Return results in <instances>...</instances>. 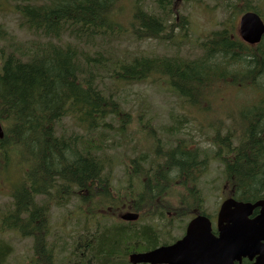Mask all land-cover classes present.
I'll list each match as a JSON object with an SVG mask.
<instances>
[{
  "label": "trees",
  "instance_id": "obj_1",
  "mask_svg": "<svg viewBox=\"0 0 264 264\" xmlns=\"http://www.w3.org/2000/svg\"><path fill=\"white\" fill-rule=\"evenodd\" d=\"M51 1L56 4L51 8L27 6L22 10L28 22L44 27L47 35L59 34L64 27L82 41L93 36L90 29L101 32L110 27L105 22L109 0ZM228 9L224 26L199 44L200 52L194 58L142 55L130 61L118 60L111 70V79L129 83L164 74L170 77L176 92L192 98L200 90L206 91L212 82L231 80L243 88L252 85L257 89L264 74V37L260 44L249 45L241 40L234 25L236 14L256 9L248 7L246 0L242 6L235 0H227L225 10ZM161 10L164 13L145 14L144 22H138L136 35L168 42L173 41L177 27H187V19L167 22L166 18L172 14L169 0ZM74 19L87 25L79 27ZM100 66L98 57L83 55L80 48L67 45L66 49L51 46L46 54L31 55L27 60L9 54L0 68V118L7 123L5 135L0 138V160L5 161L2 166L5 167L12 154H19L25 166L24 177L9 189L13 206L0 211V233L18 225L26 227L22 231L34 235L40 244L37 260L42 264H131L132 252L174 240L146 221L152 217L151 213L165 208L163 204L157 205L153 196L161 190L159 183L151 190L148 188L151 195L142 196L141 205H135L126 195L116 196L112 190L113 169L101 156L100 144L106 147L104 138L97 142L92 135L99 133L109 117L118 119L122 133L130 121L118 111L122 106L119 99L108 98L97 86ZM258 115L252 118L255 121L246 118L250 140L240 139L239 146L233 145L230 134L221 138L222 128H216L219 147L222 144L228 153L235 155L225 161L234 194L242 199L264 197V117L260 112ZM68 116L87 133L67 134L61 120ZM193 159L179 147L170 156L182 173L189 172ZM166 168L169 169L167 165ZM10 178L3 175L7 188ZM109 204L130 206V210L140 211L142 217L137 222H108L104 220L108 213L102 208ZM53 206L71 207L58 226L53 225ZM24 214L26 217L22 218ZM54 232L58 233L57 238H53ZM61 237L62 244L58 243ZM4 242L0 238V264H5L8 254Z\"/></svg>",
  "mask_w": 264,
  "mask_h": 264
},
{
  "label": "rangeland",
  "instance_id": "obj_2",
  "mask_svg": "<svg viewBox=\"0 0 264 264\" xmlns=\"http://www.w3.org/2000/svg\"><path fill=\"white\" fill-rule=\"evenodd\" d=\"M27 1L32 2H50V0H0V25L8 32V39H0V61L1 56L7 54L10 50H19L20 46H30L39 41L40 33L33 30L28 31L21 24V17L16 12L18 4H24ZM239 6L244 4V0H236ZM261 12L264 13V0H253ZM175 12H179L189 20V26L185 31L183 41H180L181 32H176V44L170 45L166 42H160L154 39L137 40L129 33L116 35L109 34L106 36L93 35L89 40H83L80 49L84 54H91L99 58L101 66L99 67L100 79L102 86H106L108 90L115 91L111 83V66L112 61L116 59H129L135 55L162 56V55H187L194 57L197 54L194 43L204 38L211 30L222 28L225 20L229 15L225 10L226 3L222 0H172ZM5 4V5H4ZM121 6V7H119ZM153 7H157L155 0H118L114 9V14L118 21L129 29V22H135L134 14L138 9L151 12ZM236 22L238 25V15ZM264 18V15L262 14ZM57 42L67 43L68 38L63 36ZM264 80V77H263ZM241 83V78H240ZM208 94L205 95L208 104L207 110L213 112L207 115L202 110V106L194 104L197 108V117L200 121L210 122L221 114L235 112L236 118L241 119L243 109L246 104L251 105L260 98L257 97V91L264 90L245 89L241 85H236L231 80L228 82H212L208 86ZM120 103L131 114V123L128 125L125 133H120L119 124L116 119L109 117L108 121L114 124V128L99 130L105 132L107 136L104 141L109 148H104L101 155L106 154L112 165L116 166L112 190L115 195L136 194V189L132 188L133 180H131L126 164H131L133 158H144L142 164L153 166L155 160L149 161L155 156L157 145L161 146L164 151H168L170 147H175L178 140L189 143L187 149L201 148L203 152L208 153L214 147L210 145L209 137L213 136V127L222 128V135L226 134L228 128L232 126L233 118L226 115L221 123L212 125L209 123H200L196 119L181 118L184 129L176 135H169L167 128L179 125L177 121L171 119L172 114L177 111V103L181 99L177 97L166 85H156L151 82L134 83L122 89L117 90ZM194 96L199 97L198 93ZM257 97V98H256ZM247 102V103H246ZM183 103V102H181ZM224 108L223 111L217 107ZM61 127L71 132H82L71 117H65L61 120ZM5 125V124H4ZM117 125V126H116ZM145 125L149 127L154 134L147 133L144 138L141 134L145 130ZM241 127L236 131L241 134ZM99 138V137H95ZM237 143V141H235ZM114 146V148H113ZM184 151V150H181ZM105 158V159H106ZM12 163L6 168H2L6 177H11L7 182L2 178L0 170V211H6L8 206H13V198L11 191L15 184L20 181L21 165L23 164L22 155L15 154L11 158ZM0 160V166L2 165ZM25 167L22 171L21 178L24 177ZM150 180V177H149ZM200 188L205 196V210L213 214L217 206L221 202L222 188L225 182L224 166L218 161L209 165L206 172L200 176ZM75 200V198L73 199ZM72 200V201H73ZM71 201V202H72ZM71 209L65 206L57 209L53 213V225H60L62 218ZM114 221V219H111ZM188 220L177 222V228L174 231L175 236H179L183 231V226ZM53 238L58 237V233H53ZM0 237L12 244L14 251L8 258L7 264H21L24 252L31 254V241L21 239L16 235L6 233ZM62 237L58 240L62 244ZM162 240H165L163 238Z\"/></svg>",
  "mask_w": 264,
  "mask_h": 264
},
{
  "label": "water",
  "instance_id": "obj_3",
  "mask_svg": "<svg viewBox=\"0 0 264 264\" xmlns=\"http://www.w3.org/2000/svg\"><path fill=\"white\" fill-rule=\"evenodd\" d=\"M240 34L249 43H256L264 35V23L254 12L243 15ZM262 206L261 213L249 219L254 208ZM138 213H125L122 218L136 220ZM190 224L187 235L171 246L146 253H133L132 263L151 262L169 264H234L249 257L251 264H264V201L252 203L229 198L224 201L218 217L219 238H214L210 221L205 217Z\"/></svg>",
  "mask_w": 264,
  "mask_h": 264
}]
</instances>
